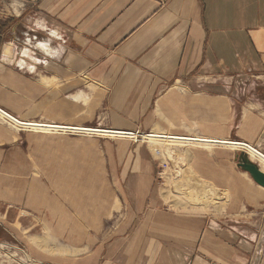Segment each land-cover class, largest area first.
<instances>
[{
    "label": "crops",
    "instance_id": "1",
    "mask_svg": "<svg viewBox=\"0 0 264 264\" xmlns=\"http://www.w3.org/2000/svg\"><path fill=\"white\" fill-rule=\"evenodd\" d=\"M37 10L31 21H40V31L51 32L50 39L33 51L25 46L19 63L16 56L11 58L9 48L0 56V109L15 119L33 123L40 118L54 125L97 129L109 125L133 137L142 128H150V134L244 143L264 154V89L254 90L255 98L241 100L239 95L257 81L264 85V0H40ZM33 23L25 27L30 33ZM23 60L34 61L35 75L17 68V64L29 67ZM240 82L246 87L237 90ZM0 119L2 159L25 130L1 114ZM55 135L44 134L40 141L60 139ZM201 144L211 152L190 150L194 171L216 190L241 191L243 199L232 204L235 207L261 209L264 188L238 184L239 147ZM121 158L130 157L122 151ZM131 158L136 167L125 163L124 186H120L121 191H135L137 201L128 202L133 212V204L155 206L156 169L150 155L140 149ZM99 170L101 185L94 187L91 158L79 168L70 159L40 160V175L46 176V181L40 179L35 208L40 212V237L48 233L47 239L63 240L58 253L40 249L43 262L119 264L112 256L115 247L116 255L136 253L141 232L125 246L134 213L121 221L113 237L103 242L96 239L110 212H116L113 207L123 206L117 196L111 198L109 170L103 161ZM54 190L65 200L50 196ZM94 190L101 191L97 200H93ZM31 191L25 183L23 195ZM78 196H85V202L76 201ZM67 201L79 208L81 220L65 215ZM93 202L100 204L101 215L93 216ZM174 223L184 225V235L193 236L187 221L162 212L152 225L166 228ZM198 238L203 248L209 244L215 250L220 264H264V238L256 243L251 257L233 248L234 244L226 257L224 244L212 232ZM52 257L61 259L57 263Z\"/></svg>",
    "mask_w": 264,
    "mask_h": 264
},
{
    "label": "rangeland",
    "instance_id": "2",
    "mask_svg": "<svg viewBox=\"0 0 264 264\" xmlns=\"http://www.w3.org/2000/svg\"><path fill=\"white\" fill-rule=\"evenodd\" d=\"M39 6L40 0H0V56H3L4 50L9 48L11 58L16 56V60L19 62L22 59L20 53L25 46L33 51L40 42L50 39L51 32L40 31V21H37L38 24L36 21H31ZM31 22L34 23L30 33L25 27ZM36 50L35 53L39 57L36 59L40 63V51ZM36 54H34L35 57ZM26 62L32 66L34 61ZM26 62L24 61L23 65L27 64ZM261 84V81H257L254 87L252 85L246 87L241 82L237 83V90L246 87L245 92L240 91L241 94L239 93L241 100L246 96L255 98L256 95L253 91L264 89V85ZM73 98L76 101L82 100V96H73ZM31 122L47 123L40 122V118ZM100 129L114 131L109 125L106 129ZM65 130L54 132L28 128L25 131L21 130L23 137L20 142L12 150L5 152L7 154L5 158L0 159V264H52V262H43L44 258L40 256V249H49L50 253H58L60 245L63 244L61 239H47L48 233L40 237L42 234L40 232V212H35V208L40 201V179L46 181V176L40 175V160L44 157L50 161L70 159L76 162L78 168L91 158L94 169L92 175L94 187H100L102 181L99 170L100 161H103V165L108 167L107 178L110 188H112L111 198L113 196L116 199L117 196L116 200H120L123 206H118V203L113 207L116 212L112 214L110 212L103 230L97 234L96 239L98 242H103L113 237L121 221L133 213L135 218L128 237L125 239V246L134 242L133 238L140 232L142 235L140 244L135 249L136 253L131 254L129 250L125 252V255H116L117 247H115L112 252L114 263L220 264L215 250L209 244L208 248L202 247L198 238L202 233H214L215 237L221 240V245L224 244L226 257L230 255V252H227L229 245L233 246V244V248L238 247L240 253L251 257L256 243L259 244L260 238H264V206L258 210L245 206L235 207L232 204L243 199L241 191L216 190L203 174L194 171L189 159L190 150L203 148L210 153L211 149L206 145L178 146V144H174L169 147L175 151L170 156L165 147L151 146L146 137L147 134H150V128H146V130L142 128L143 131L139 136H135L136 138L130 135L112 136L117 134H104V132L90 134ZM125 133L132 134L131 132ZM44 134H57L60 136L55 135L53 138L60 139L51 142L40 141V136ZM128 137H133V139ZM74 141L76 144L73 143ZM139 149L150 155L153 168L156 169L152 192L156 204L153 207L145 205L140 208L133 204L132 212V207L128 202L135 203L137 201L134 199L135 191H121L124 186L121 172L126 162H132L130 166L136 167V162L132 161L131 157ZM121 150L126 151V155L128 154L130 158L122 159ZM240 152L241 150H238L237 156ZM232 163L234 164V161ZM236 171L240 188L242 184L244 186L256 184L248 173L238 167V161ZM124 179L126 181V178ZM25 183L28 184L29 189L33 190L31 194L25 192L23 195ZM100 194L101 191L94 190L93 200L99 199ZM52 195L65 200V197L60 196L55 190L50 191V196ZM16 198L22 200L17 201ZM84 198L85 196H78L76 201L83 200L85 202ZM86 204L88 203L86 202ZM92 204H94L93 210L89 206L86 210L89 213L91 210L94 217L101 215L100 204L95 202ZM64 208L66 209L65 215L70 219H82L78 207L69 204ZM159 212L174 219L187 221L189 223L188 230H194L193 236L183 234L184 225L174 223L171 226L168 225V228L153 226L156 214ZM230 234L237 244L231 239ZM52 258L55 259L54 262L61 259L59 257Z\"/></svg>",
    "mask_w": 264,
    "mask_h": 264
},
{
    "label": "bare ground",
    "instance_id": "3",
    "mask_svg": "<svg viewBox=\"0 0 264 264\" xmlns=\"http://www.w3.org/2000/svg\"><path fill=\"white\" fill-rule=\"evenodd\" d=\"M38 24V23H37ZM58 36V35H57ZM22 64H24V60L22 61ZM2 116V115H1ZM4 117V116H3ZM12 123V122H11ZM27 123V122H26ZM27 123V124H30L31 126H26L25 128H28V129H32V130H44V131H47V132H54V131H57V130H73L72 132L75 133V132H79V131H82L83 133H94V134H101L100 132H104V134H107V133H112V134H117V135H112V136H120V137H125V136H122V135H130V133H125V132H122V131H102L101 129H95V128H85V127H72V126H63V125H54V124H48V123ZM14 124V123H13ZM66 125V124H65ZM76 130V131H74ZM78 130V131H77ZM66 131V130H65ZM81 132V133H82ZM154 135H158V134H154ZM111 137V136H110ZM180 137V136H179ZM130 138V137H128ZM133 139V137H131ZM136 138V137H134ZM191 138L192 140H197L195 142H191V143H194V145H203L201 143H206V142H210V143H218V144H227V145H235V146H238L239 147V150L243 149V146L241 144H244V143H238V142H220V141H212V140H203V139H200V138H192V137H189ZM148 140L150 141L149 143L151 144V146H161V147H165L166 151L168 152V154L170 156L173 155V153H175L174 150H172L171 146H173L174 144H178V146H184V145H187L188 143L190 142H182V141H174V140H166V139H159V138H148ZM196 142H201V143H196ZM249 146V145H248ZM251 147V146H250ZM252 148V147H251ZM257 151V150H256ZM246 154L248 155V158L249 160L256 164L261 172L264 173V159L261 158L260 156H258L256 153H254L253 151H245ZM258 152V151H257ZM252 158H254V160H252ZM250 200V199H249ZM178 223V222H177ZM179 224H182V223H179ZM168 228V227H167ZM169 230V229H168Z\"/></svg>",
    "mask_w": 264,
    "mask_h": 264
},
{
    "label": "water",
    "instance_id": "4",
    "mask_svg": "<svg viewBox=\"0 0 264 264\" xmlns=\"http://www.w3.org/2000/svg\"><path fill=\"white\" fill-rule=\"evenodd\" d=\"M0 113L20 126H25V127L31 126L30 124H27L26 122H21L15 119L14 117H12L11 115H9L8 113L4 112L1 109H0ZM131 135H134V134H131ZM146 137L182 141V142L197 141V140H192L189 137H177V136L154 135V134H147ZM241 145L243 146V149H241V152L238 154L236 158V161H238V167L244 172L248 173L257 185L264 188V173L261 172L260 168L256 164L252 163L249 160L248 155L246 154L245 151L247 150L253 151L254 153H256L258 156H260L263 159H264V154H262L258 150L257 152L255 148H251L247 144H241Z\"/></svg>",
    "mask_w": 264,
    "mask_h": 264
},
{
    "label": "built area",
    "instance_id": "5",
    "mask_svg": "<svg viewBox=\"0 0 264 264\" xmlns=\"http://www.w3.org/2000/svg\"><path fill=\"white\" fill-rule=\"evenodd\" d=\"M7 59V58H6ZM19 63V62H18ZM17 66V68L20 70V71H26V72H28L29 74H31V75H35L36 74V70H37V67L36 66H29V67H27V66H20L19 64H17L16 65ZM1 114V113H0ZM2 115V114H1ZM2 116H4V115H2ZM3 118H6L7 120H9L10 122H12V123H14L13 121H11L10 119H8L7 117H3ZM1 120V119H0ZM4 120V119H3ZM14 124H16V123H14ZM17 126H19V127H22V129L23 130H26V128H25V126H20V125H18V124H16ZM148 138V137H147ZM159 153V152H158Z\"/></svg>",
    "mask_w": 264,
    "mask_h": 264
}]
</instances>
